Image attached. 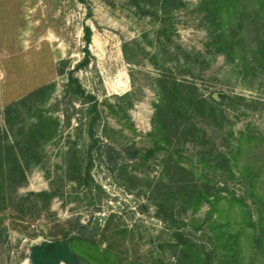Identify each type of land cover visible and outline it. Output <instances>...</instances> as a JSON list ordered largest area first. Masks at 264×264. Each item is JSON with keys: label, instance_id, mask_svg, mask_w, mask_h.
Returning a JSON list of instances; mask_svg holds the SVG:
<instances>
[{"label": "rangeland", "instance_id": "1", "mask_svg": "<svg viewBox=\"0 0 264 264\" xmlns=\"http://www.w3.org/2000/svg\"><path fill=\"white\" fill-rule=\"evenodd\" d=\"M158 1L0 0V264H264V9Z\"/></svg>", "mask_w": 264, "mask_h": 264}, {"label": "trees", "instance_id": "2", "mask_svg": "<svg viewBox=\"0 0 264 264\" xmlns=\"http://www.w3.org/2000/svg\"><path fill=\"white\" fill-rule=\"evenodd\" d=\"M169 1L170 0H160L158 2H161V5L167 8V6L169 5ZM237 3H238V0H203L200 5L201 7L200 10L205 15L207 20H210L211 23L219 26L218 24H220V20L223 19L225 11H227L229 7H232L236 5ZM258 3L262 6V9H264V0H258ZM164 12L166 13V11ZM227 14H229V12H227ZM85 31H86L87 52L89 53L88 48L92 43V32L89 28H86ZM88 64H89V61H85L82 64V66L86 67ZM262 64L264 66V53L262 54ZM180 87L184 88V86L174 84L173 89L178 94L177 96H178V102H180L179 103L180 108L184 109L185 108L184 100L188 99L189 97L187 95L186 96L183 95L182 92H180L181 91ZM79 90H80V85H79ZM183 96L185 99L183 98ZM89 98H92V97H89ZM162 104H164V101H162ZM162 110H163V107L161 105L158 106L157 115H159ZM45 122L51 123L53 121L51 118L41 117L40 121H38L36 124L32 125L30 128L25 130L23 135L26 138H28V140H34V139L37 140L38 138H42L44 136L46 137L47 135H50V137L54 136V130L50 131L49 133V131L45 129V126H44ZM159 126H160L159 124L154 123V132L156 134L160 133V136H163V133L161 132V127ZM248 135L249 134L247 132L243 134V137H244L243 139H247ZM14 138L15 137H12L13 140ZM156 144L159 145L160 142L157 141ZM14 150L15 148L14 146H12L11 154L13 155V157H15V164H16L15 166L17 170H19L22 174V168L18 161V158L16 159V154L14 153ZM91 168H92V165H90L87 168V175L89 178H91V175H90ZM11 170L12 169H10V172ZM177 237L182 242V244L187 247L189 242L185 239V237L181 234H178ZM220 238L221 240L225 241L226 235L224 234ZM233 238L234 237H232L230 241L229 240L225 241V243L226 244L230 243L233 240ZM224 250H225L224 258H226L227 261H233L232 252H231L232 250L228 249V247L227 248L224 247ZM75 259H76V255L69 241H56V242H52L46 245V247H35L34 252H33V257H32V263L33 264H61L62 262H64L66 264H76Z\"/></svg>", "mask_w": 264, "mask_h": 264}]
</instances>
